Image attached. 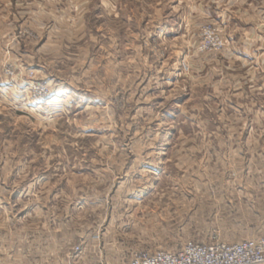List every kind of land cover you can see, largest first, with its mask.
Instances as JSON below:
<instances>
[{"label": "rangeland", "instance_id": "obj_1", "mask_svg": "<svg viewBox=\"0 0 264 264\" xmlns=\"http://www.w3.org/2000/svg\"><path fill=\"white\" fill-rule=\"evenodd\" d=\"M186 1L0 0V264L264 236V42Z\"/></svg>", "mask_w": 264, "mask_h": 264}, {"label": "built area", "instance_id": "obj_2", "mask_svg": "<svg viewBox=\"0 0 264 264\" xmlns=\"http://www.w3.org/2000/svg\"><path fill=\"white\" fill-rule=\"evenodd\" d=\"M212 26L203 29L196 50L200 53L219 52L225 47L223 39ZM39 95L46 89L36 87ZM75 260L58 264H79L83 260L79 247L74 249ZM92 264H105L102 261ZM126 264H264V236L236 243L212 242L206 245L187 243L177 252H138Z\"/></svg>", "mask_w": 264, "mask_h": 264}, {"label": "crops", "instance_id": "obj_3", "mask_svg": "<svg viewBox=\"0 0 264 264\" xmlns=\"http://www.w3.org/2000/svg\"><path fill=\"white\" fill-rule=\"evenodd\" d=\"M217 1L219 0H187L185 3V7L189 9H196L195 11H190V13L199 12L202 15H208V11L201 9L209 8L210 5L218 4ZM225 3V4H224ZM178 4L182 5V1H178ZM219 6V5H217ZM220 7L222 8L221 11H216L215 14H218L220 17L221 22L225 26H229V23L233 16H236L243 25H248V32H243L244 35H250L254 40L256 39L259 45L257 49V53L262 49V44L264 42V0H222ZM232 8V10H230ZM181 15L177 16V20L180 19L181 22L176 23L175 29L180 26L184 25V20L186 18L185 13L182 11L180 12ZM234 14V15H233ZM188 17V16H187ZM179 18V19H178ZM168 28V27H166ZM245 28V27H244ZM228 38L232 40V38H236V31H228ZM250 33V34H249ZM172 38L176 37H183L180 34H170ZM248 37V36H247ZM247 37L244 39L247 40ZM160 39V37H158ZM242 53L246 56L256 54V50L251 49V45L244 42L242 46ZM197 55V53H195ZM262 55L261 62L264 61V52L260 53ZM201 55V54H200ZM202 57V56H201ZM263 58V59H262ZM192 67V66H191ZM264 64L259 65V70L262 71ZM191 69V68H190ZM254 104H264V101H256Z\"/></svg>", "mask_w": 264, "mask_h": 264}]
</instances>
